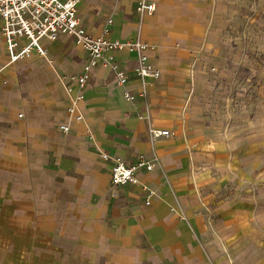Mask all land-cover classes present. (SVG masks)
Instances as JSON below:
<instances>
[{"label": "crops", "instance_id": "0c3cea01", "mask_svg": "<svg viewBox=\"0 0 264 264\" xmlns=\"http://www.w3.org/2000/svg\"><path fill=\"white\" fill-rule=\"evenodd\" d=\"M146 1L151 15H139L136 0L77 4L87 34L107 27L109 39L146 43L159 72L141 81L136 54L116 52L127 75L119 89L109 68L91 69L80 109L93 140L67 113L66 88L78 93L71 77L87 54L60 36L40 41L47 59L9 63L0 22V264H264L240 221L250 205L234 189L253 183L236 174L253 173L264 132H251L248 114L241 128L222 127L202 99L204 71L238 54L227 29L248 0ZM124 89L144 90L147 107ZM151 129L168 135L153 138ZM97 148L128 165L143 156L152 171L113 197Z\"/></svg>", "mask_w": 264, "mask_h": 264}, {"label": "built area", "instance_id": "2783aa9c", "mask_svg": "<svg viewBox=\"0 0 264 264\" xmlns=\"http://www.w3.org/2000/svg\"><path fill=\"white\" fill-rule=\"evenodd\" d=\"M80 0H0V22L1 34L4 40L5 50L9 63L30 58L34 53L47 59L44 48L40 41L47 38L54 41L60 36L71 37L87 54V59L82 66L79 75L72 76L71 79L78 87V93L73 94L70 88H66L69 95V105L67 113L69 117L84 125L89 139L93 140L89 126L80 109L83 100V89L90 78L91 69L99 64L107 67L113 74V85L115 88H124L127 83L126 73L120 69L115 61L116 52H127L136 54V67L134 73L141 81L147 79L157 80L159 72L154 69L147 58V51L151 49L146 43L136 41H120L107 37L109 29H104L101 37H92L81 27L77 17V4ZM136 12L139 15H151L155 7L146 0H136ZM108 21L107 24H109ZM123 97L129 102L142 101L146 104L147 94L143 90L133 94L128 90H123ZM62 132H67L66 125H60ZM153 138L167 136L168 132L151 129ZM99 156L110 164V186L113 197L117 196L119 187L140 184L138 172L152 171V162L139 156L134 164L128 165L123 159L108 154L97 148ZM147 193L145 204L150 205L153 193L145 188Z\"/></svg>", "mask_w": 264, "mask_h": 264}, {"label": "rangeland", "instance_id": "374dc122", "mask_svg": "<svg viewBox=\"0 0 264 264\" xmlns=\"http://www.w3.org/2000/svg\"><path fill=\"white\" fill-rule=\"evenodd\" d=\"M227 34L235 37L232 38V49L237 50L238 54L217 61L219 68L213 66L204 71L207 86L202 92L205 95L202 99L208 105L207 110L216 116L215 120L222 122V127L241 128L247 122L248 114L251 117L248 120L251 123V132H264V0H248L235 16V24L227 29ZM253 149V173L247 175V172L239 168L236 174L243 181L253 176V183H240L234 189L239 190V199L247 198L250 205L247 217L240 221H245L247 240L253 245L254 252L262 256L264 141L254 143Z\"/></svg>", "mask_w": 264, "mask_h": 264}]
</instances>
